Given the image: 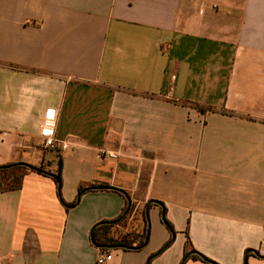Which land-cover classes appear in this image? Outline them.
<instances>
[{
  "label": "crops",
  "instance_id": "0c3cea01",
  "mask_svg": "<svg viewBox=\"0 0 264 264\" xmlns=\"http://www.w3.org/2000/svg\"><path fill=\"white\" fill-rule=\"evenodd\" d=\"M17 163L44 172L0 193V264H97L95 230L129 208L140 239L150 202L108 264H264V0H0Z\"/></svg>",
  "mask_w": 264,
  "mask_h": 264
},
{
  "label": "trees",
  "instance_id": "16d2710c",
  "mask_svg": "<svg viewBox=\"0 0 264 264\" xmlns=\"http://www.w3.org/2000/svg\"><path fill=\"white\" fill-rule=\"evenodd\" d=\"M28 170L31 171H38V172H44L43 168H37L30 165H24L21 163L17 164H8L4 166H0V193L2 192H9V191H16L19 190L22 187L23 178ZM56 182L59 186H61V172L57 175H54ZM84 191V189H80V194ZM129 208L126 210V212L122 215L120 220L117 222H104L101 224L96 230L94 234V241L97 245L101 246V252H106L109 250L110 246H125L128 249H133L132 246L133 243L138 241L137 247H141L146 242L147 237V231H148V217L146 211H144V217L146 221V227L144 229L143 234L139 237L140 239L133 236V234H126L123 236H115L116 232H119V229H116L115 226L120 224L128 215ZM164 223L167 225V227L174 232V229L172 225L165 219L164 216ZM114 223V224H113ZM188 236V232L186 233ZM189 237V236H188ZM188 244H190L189 238H188ZM189 253V250H186V256ZM193 259H199L206 262H212L206 257L195 253L192 255Z\"/></svg>",
  "mask_w": 264,
  "mask_h": 264
},
{
  "label": "built area",
  "instance_id": "2783aa9c",
  "mask_svg": "<svg viewBox=\"0 0 264 264\" xmlns=\"http://www.w3.org/2000/svg\"><path fill=\"white\" fill-rule=\"evenodd\" d=\"M57 120L55 117L50 116L44 120L42 130H41V136L43 137L45 143L44 145L47 148L50 149H57L59 148L60 144L55 139V129H56ZM63 147H65V144H62ZM101 154L104 157H108L110 159H119L120 153L117 151H111V150H102ZM121 231V230H120ZM125 235V234H122ZM113 255L110 251L106 252H100L97 264H108L110 261H112Z\"/></svg>",
  "mask_w": 264,
  "mask_h": 264
},
{
  "label": "water",
  "instance_id": "95a60500",
  "mask_svg": "<svg viewBox=\"0 0 264 264\" xmlns=\"http://www.w3.org/2000/svg\"><path fill=\"white\" fill-rule=\"evenodd\" d=\"M24 165H27V164H24ZM152 202H150L148 205H147V208H146V213H147V217H148V212H149V208H150V205H151ZM156 203V202H155ZM163 219H164V215H163ZM92 239H93V242L95 243L94 241V233L92 234ZM148 239H149V229L147 231V237H146V242L144 244V246L148 243ZM112 247V246H111ZM115 247V246H114ZM125 247V246H123ZM127 248V247H125ZM128 249V248H127Z\"/></svg>",
  "mask_w": 264,
  "mask_h": 264
},
{
  "label": "rangeland",
  "instance_id": "374dc122",
  "mask_svg": "<svg viewBox=\"0 0 264 264\" xmlns=\"http://www.w3.org/2000/svg\"><path fill=\"white\" fill-rule=\"evenodd\" d=\"M117 234H118V236H123L122 234L126 235V234H132V233H131V229L130 228H125V230H123V231L119 230V232H116L115 236H117Z\"/></svg>",
  "mask_w": 264,
  "mask_h": 264
}]
</instances>
